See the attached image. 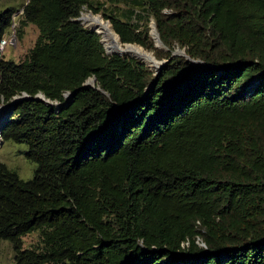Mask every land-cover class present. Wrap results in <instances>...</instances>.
<instances>
[{
    "label": "trees",
    "instance_id": "trees-1",
    "mask_svg": "<svg viewBox=\"0 0 264 264\" xmlns=\"http://www.w3.org/2000/svg\"><path fill=\"white\" fill-rule=\"evenodd\" d=\"M83 8L147 50L152 19L166 58L190 59L156 75L108 55ZM14 16L0 11V105L52 103L0 126L37 164L30 180L0 164L14 264H264V0H28L18 31L39 36L20 62L2 52Z\"/></svg>",
    "mask_w": 264,
    "mask_h": 264
},
{
    "label": "rangeland",
    "instance_id": "rangeland-1",
    "mask_svg": "<svg viewBox=\"0 0 264 264\" xmlns=\"http://www.w3.org/2000/svg\"><path fill=\"white\" fill-rule=\"evenodd\" d=\"M27 1L28 0H0V11L4 9H11L15 12V16H14L15 25L11 30V32L5 37V43L3 44L4 47L2 50L6 59H11L14 60L15 62H20L25 58L29 50L34 47L36 40L39 36V30L33 24H29L24 28V32L22 36H20V33L18 31L19 20L22 14V8ZM84 13H93V12L89 11L87 8H83L80 17H83ZM94 15L101 16L106 22L110 23L109 20L105 19L102 13L94 14ZM80 22L84 27L89 28L83 23V20H81ZM154 24L155 22L151 19L150 22L151 28ZM99 35L102 40L101 34ZM169 50H170L169 47L160 48L157 47L155 43V48L153 50H147V51L153 53L158 61H164V60H168L165 54ZM177 51H185V50L179 46H175V49L172 51V53ZM109 55H113V53H110ZM125 57H131V56H125ZM131 58H136V57H131ZM144 63L150 68V70L155 71L146 62ZM3 104L7 105V103H3ZM27 150H28V146L25 143H17L11 140L3 141V139L0 138V164L2 163L6 164L10 169L15 170L19 174V176L24 180L32 179L34 177V172L37 168V164L34 162H30L26 158L25 155ZM40 239L41 238L39 233H33L27 235L26 237H24L25 247L26 248L37 247L38 245H40ZM199 242L201 245H203L201 241ZM0 264H14V251L12 245L5 240H0Z\"/></svg>",
    "mask_w": 264,
    "mask_h": 264
},
{
    "label": "bare ground",
    "instance_id": "bare-ground-1",
    "mask_svg": "<svg viewBox=\"0 0 264 264\" xmlns=\"http://www.w3.org/2000/svg\"><path fill=\"white\" fill-rule=\"evenodd\" d=\"M82 20L86 26L101 34L103 43L109 53H121L125 56L139 58L154 70L158 66L159 63L153 53L137 45H123L111 24L106 22L101 16L94 15L93 13H84ZM153 34L157 38L155 28L153 29ZM158 46L163 48L159 41ZM8 108L5 105H0V126L5 119Z\"/></svg>",
    "mask_w": 264,
    "mask_h": 264
},
{
    "label": "water",
    "instance_id": "water-1",
    "mask_svg": "<svg viewBox=\"0 0 264 264\" xmlns=\"http://www.w3.org/2000/svg\"><path fill=\"white\" fill-rule=\"evenodd\" d=\"M81 20H82V17H80V18L77 19V21H81ZM154 28H155V30H156V32H157V38H156V37L154 36V34H153V29H154ZM89 29L99 34V32H97V31H95V30H93V29H91V28H89ZM116 34H117V33H116ZM117 35H118V34H117ZM151 35H152V37H153V39H154V41H155L157 47H159V46H158V41H159V43L163 46V48H166V47H167V46L162 42V40H161V38H160V35H159L158 31H157V28H156V25H155V24L152 26ZM118 36H119V35H118ZM119 38H120V36H119ZM120 40H121V38H120ZM101 42H102V40H101ZM102 43H103V42H102ZM121 43H122L123 45H134V44H132V43H123L122 41H121ZM103 45H104V44H103ZM104 47H105V46H104ZM105 50H106V53L109 55L110 53H108V51H107L106 48H105ZM113 54H116V55H119V56H123V57L125 56V55H123V54H121V53H113ZM173 56H186L188 59H190V57L187 56V54H186L185 51H177V52H173V53H172V57H173ZM131 57H132V56H131ZM172 57L169 58L168 60H164V61H158V60H157L159 64H158V66H157L156 69H155V74H156V75H160V73L163 71V69L167 67V65H168V63L171 61ZM192 62L195 63V64L202 63L201 61H196V60H193V59H192ZM95 82H96V78H90V79H89L84 85H91V86H93V85L95 84ZM76 92H77V91H75L74 94H75ZM74 94L67 93V94L65 95V97H66V99L68 100V99H69L72 95H74ZM31 99H33V100H40V99H42V100H45L46 103H47L48 105H52V103H51L49 100H46L45 97H44L43 95H39V96L36 97V98H32V97H30L29 95H27V94L25 93V94H23L22 96H21V95L16 96V97L12 100L11 103H9V104H7V105H5V106H6V107H9V108H12L13 106L17 105L18 103H23V102L29 101V100H31ZM58 107H59V105H58ZM0 138H1V131H0Z\"/></svg>",
    "mask_w": 264,
    "mask_h": 264
},
{
    "label": "built area",
    "instance_id": "built-area-1",
    "mask_svg": "<svg viewBox=\"0 0 264 264\" xmlns=\"http://www.w3.org/2000/svg\"><path fill=\"white\" fill-rule=\"evenodd\" d=\"M4 43H5V40L2 42V50H3V47H4V45H3Z\"/></svg>",
    "mask_w": 264,
    "mask_h": 264
}]
</instances>
